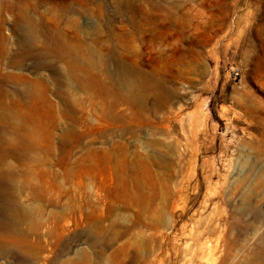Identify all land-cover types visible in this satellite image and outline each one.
<instances>
[{"label": "rangeland", "instance_id": "rangeland-1", "mask_svg": "<svg viewBox=\"0 0 264 264\" xmlns=\"http://www.w3.org/2000/svg\"><path fill=\"white\" fill-rule=\"evenodd\" d=\"M0 85V264H264V0H0Z\"/></svg>", "mask_w": 264, "mask_h": 264}, {"label": "bare ground", "instance_id": "bare-ground-1", "mask_svg": "<svg viewBox=\"0 0 264 264\" xmlns=\"http://www.w3.org/2000/svg\"><path fill=\"white\" fill-rule=\"evenodd\" d=\"M24 30L27 31V34H28L29 31H30V28L28 26H26L24 28ZM24 77H26V76H24ZM21 90H22V88H21ZM45 92H46V88L43 87V95H42L43 96V100H42V103L46 104L48 106V108L53 109V105H52L51 101L47 98ZM5 99H7L9 101L6 102ZM41 108H42V106L38 102L37 94L33 91L32 88L26 89L20 96H18L17 98L14 99V98L11 97L10 92L7 89H5L3 85H0V118H6L7 120H9V119H11L12 116L16 115L15 114L16 112L17 113L18 112H20V113L29 112V113H33L34 116L39 117V115L41 114V111H42ZM20 124L21 123H19V125ZM0 127H2V126H0ZM10 129H11L10 128V123L8 122V123L3 125L2 131L4 133H6ZM30 131H31V129H30ZM2 206H3V210L5 212V216L2 218L1 225L5 226V227H8V228H11L13 230V233H19V231H20L19 230V225H20V223L22 222V220H23V218L25 216L20 204L19 205L16 204L14 206L13 203L11 205L9 202H5ZM20 250H21L22 253H24L28 257H32L35 254V250L33 248L29 247L25 242L21 245ZM37 261H39V260H37ZM36 263H38V262H36Z\"/></svg>", "mask_w": 264, "mask_h": 264}, {"label": "built area", "instance_id": "built-area-1", "mask_svg": "<svg viewBox=\"0 0 264 264\" xmlns=\"http://www.w3.org/2000/svg\"><path fill=\"white\" fill-rule=\"evenodd\" d=\"M232 75H233L235 78L239 75V70H238V68H234V69L232 70Z\"/></svg>", "mask_w": 264, "mask_h": 264}]
</instances>
